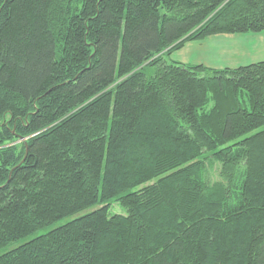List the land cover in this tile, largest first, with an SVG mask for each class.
Listing matches in <instances>:
<instances>
[{"label": "trees", "instance_id": "trees-1", "mask_svg": "<svg viewBox=\"0 0 264 264\" xmlns=\"http://www.w3.org/2000/svg\"><path fill=\"white\" fill-rule=\"evenodd\" d=\"M261 31L264 0H0V247L65 219L0 264H264V59L168 57Z\"/></svg>", "mask_w": 264, "mask_h": 264}, {"label": "crops", "instance_id": "crops-1", "mask_svg": "<svg viewBox=\"0 0 264 264\" xmlns=\"http://www.w3.org/2000/svg\"><path fill=\"white\" fill-rule=\"evenodd\" d=\"M209 46L205 52L200 50L202 45L207 43ZM195 52L192 55H181L183 50L190 49ZM176 53L175 59L182 63H201L204 66L213 68L238 67L240 65L250 64L251 62L262 61L264 59V31L260 33H228L216 34L205 37L202 41H187L183 47L173 50L171 56ZM182 56V58L178 57ZM221 55L226 60L215 56ZM244 59V60H242ZM217 62H216V61Z\"/></svg>", "mask_w": 264, "mask_h": 264}, {"label": "rangeland", "instance_id": "rangeland-1", "mask_svg": "<svg viewBox=\"0 0 264 264\" xmlns=\"http://www.w3.org/2000/svg\"><path fill=\"white\" fill-rule=\"evenodd\" d=\"M196 41H199V40H196ZM202 41V40H201ZM210 45H213L211 43H207L204 45H202L200 47V50L202 52H205L206 49L208 48L209 49V46ZM173 52V51H172ZM195 52V48L193 51H191V48L190 49H185L183 50L180 54L181 55H192L193 53ZM176 56V53L174 55L171 56V54L168 56L169 58H175ZM178 57L182 58V56L178 55ZM217 57L221 58V60H226L223 56L221 55H217L215 56V59H217ZM244 60V59H242ZM216 61V60H215ZM217 62V61H216ZM218 172H219V168L217 166V164L213 163V165L211 167H209L208 169V172H207V178L210 179V181H214V180H218ZM112 206V209L115 211V212H118V213H125V209L124 207H121V206H118V204L114 203L111 205ZM65 222V219H58L57 221H55V223L51 224V225H48L47 227H44V229H40V230H37L35 233H33L32 235H27L25 237H22V239H18V240H15V241H12L11 243H9L8 245L4 246V247H0V253L6 251V250H10L12 247H15L19 244H21L23 241H26V240H29L30 238H32L34 235L36 234H40V233H44V231L50 229V228H53L55 227L56 225H59L61 223Z\"/></svg>", "mask_w": 264, "mask_h": 264}]
</instances>
